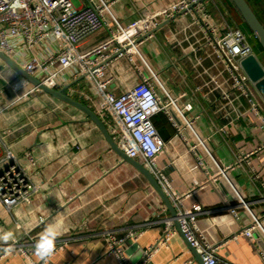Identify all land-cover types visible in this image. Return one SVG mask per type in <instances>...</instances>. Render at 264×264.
Here are the masks:
<instances>
[{
    "label": "crops",
    "instance_id": "obj_1",
    "mask_svg": "<svg viewBox=\"0 0 264 264\" xmlns=\"http://www.w3.org/2000/svg\"><path fill=\"white\" fill-rule=\"evenodd\" d=\"M170 1L114 0L113 10L118 18L129 22ZM205 1L210 14H201V18L218 34L229 27L242 29L264 63L263 48L232 0ZM247 1L264 23V0ZM76 3L84 6L87 2ZM105 37V31L96 32L79 47L90 49ZM204 40L201 19L181 13L164 20L155 28V35L140 45L164 87L176 97L178 107L169 106L168 113L182 128V136H176V128L165 112L153 118L167 142L158 165L179 191L197 186L196 196L186 198L184 206L198 200L207 209L197 221L219 257L235 264H264V230L254 228L252 237L242 234L253 219L251 213L236 207L235 214L223 207L237 204L235 190L221 176L202 185L209 174L218 171V164L233 166L240 155L248 154L229 169L228 175L239 193L252 203L253 211L264 217L262 116L246 95L232 86L225 59L215 47L204 46ZM107 73L114 76L111 89L116 93L138 81L127 58L114 59ZM10 80L17 84L11 85ZM19 80L20 75L0 58V154L4 152L3 142L16 155L31 152V175L39 187L29 203L10 211L0 203V230L14 234L7 244L0 242V254L17 236L25 237L31 252L27 256L16 249L0 257V264H33L37 259L35 244L51 224L59 226L56 242L67 241L52 255L54 264H121L115 254L107 252L105 230L117 237L140 230L136 240L125 243L128 260L138 261L144 249L163 235L165 225L160 219L173 217L162 196L110 145L86 112L43 90L33 91L31 85L18 84ZM65 84L95 93L94 84L85 78L69 74ZM157 92L166 98L163 88ZM80 101L88 105L86 100ZM179 109L193 120L194 130L186 126ZM153 263L201 264L179 230L154 255Z\"/></svg>",
    "mask_w": 264,
    "mask_h": 264
},
{
    "label": "built area",
    "instance_id": "obj_2",
    "mask_svg": "<svg viewBox=\"0 0 264 264\" xmlns=\"http://www.w3.org/2000/svg\"><path fill=\"white\" fill-rule=\"evenodd\" d=\"M86 2L84 6H80L76 0H0V50L44 84L65 89L69 95L86 100L117 145L152 173L174 205L176 216L160 219L165 225L163 235L144 249L138 261L128 260L125 243L136 240L140 230L130 231L123 237H117L110 230H105L103 236L108 243L107 252L115 254L121 264H155L154 255L178 232L175 226L177 219L182 233L201 255L204 264H235L219 257L217 248L200 229L198 215L207 209L198 200L190 207L184 206L186 198L196 196L197 186L179 191L172 185L165 170L158 165L157 159L166 148L167 142L160 135L153 118L161 112L169 115V106L178 107L177 99L164 87L140 45L155 35V28L164 20L181 13L195 14L205 27L203 45H211L221 53L226 61L232 86L242 91L251 106L261 114L264 127V98L242 66L245 57L255 54L248 35L236 27H229L226 32L218 34L200 16L210 14L205 0H171L170 3L158 5L129 22L116 16L113 10L114 0ZM102 30L106 32L103 40L90 49H80L82 41ZM117 58H127L138 75L137 83L120 93L111 89L114 76L107 73L113 60ZM69 74L93 83L95 93L65 84ZM19 83L31 85L21 76ZM159 88L164 89L167 95L165 99L159 96ZM32 90L40 89L32 86ZM179 111L186 126L194 130L193 120L186 118L180 109ZM169 119L176 128L175 135L182 136V128L176 125L170 115ZM2 138L0 131V140ZM198 139L210 154L204 141L199 137ZM3 145L4 152L0 154V203L10 211L16 205L29 203L39 186L31 175L34 166L31 152L16 155L5 142ZM248 156L240 155L233 166L221 167L218 164V171L209 174L207 181H202V185L209 181L215 182L219 176L227 180L228 185L237 193L238 201L236 205L227 203L223 207L235 214L236 207H243L251 213L253 219L241 233L252 237L254 228L260 227L264 230V217L253 211L252 203L245 200L228 175L230 168L233 169ZM26 241L25 237L17 236L5 248H11V252L20 249L27 256H31ZM66 243V240L56 242L54 253ZM7 254L9 252L1 250L0 257ZM51 257L46 261L37 257L33 264H54Z\"/></svg>",
    "mask_w": 264,
    "mask_h": 264
},
{
    "label": "water",
    "instance_id": "obj_3",
    "mask_svg": "<svg viewBox=\"0 0 264 264\" xmlns=\"http://www.w3.org/2000/svg\"><path fill=\"white\" fill-rule=\"evenodd\" d=\"M232 2L235 4L241 15L243 16L245 22L249 26V28L254 33L255 37L257 38L259 44L264 50V23L259 19V17L256 15L255 11L249 4L247 0H232ZM168 21L164 22L166 24ZM0 58H2L11 68H13L21 77L25 78L32 86L37 87L40 90H43L71 105H74L84 112H86L90 118L97 123V125L102 130L103 134L105 135L106 139L110 143V145L119 152L122 157L132 163L135 167H137L151 182L153 187L157 190V192L162 196L163 200L169 207V209L172 212L173 217L176 216V209L174 205L171 203L169 197L165 194L163 188L160 186V184L157 182V180L154 178L152 173L140 162H138L136 159L130 157L126 152H124L117 143L113 140L112 136L110 135L109 130L106 128V126L103 124V122L100 120L98 115L95 113L93 109H91L87 104L83 103L82 101L74 98L73 96L69 95L65 92V89H56L53 87H50L43 82H41L38 78L33 76L32 74L28 73L24 68L18 64L13 58L8 56L6 53H4L2 50H0ZM242 66L247 72V74L250 76L253 82H255L257 89L259 90L260 94L264 98V66L259 57L256 54H250L247 57H245L242 60ZM175 226L179 230L180 233H182L178 220L175 219ZM189 246L197 256V259L201 264L203 263L201 255L197 252V250L192 247L189 243Z\"/></svg>",
    "mask_w": 264,
    "mask_h": 264
},
{
    "label": "clouds",
    "instance_id": "obj_4",
    "mask_svg": "<svg viewBox=\"0 0 264 264\" xmlns=\"http://www.w3.org/2000/svg\"><path fill=\"white\" fill-rule=\"evenodd\" d=\"M60 235L59 226L51 224L45 228L40 234V237L35 244V254L40 260H45L52 256L55 250V242L57 237ZM14 238L12 231L0 230V242L7 244ZM5 252H11V248L3 249Z\"/></svg>",
    "mask_w": 264,
    "mask_h": 264
},
{
    "label": "rangeland",
    "instance_id": "obj_5",
    "mask_svg": "<svg viewBox=\"0 0 264 264\" xmlns=\"http://www.w3.org/2000/svg\"><path fill=\"white\" fill-rule=\"evenodd\" d=\"M10 82H11V85H13V84H14V85L17 84V82L14 81V80H13V81L10 80ZM18 90H19V89H18ZM21 90H22V89H20L19 91L22 92Z\"/></svg>",
    "mask_w": 264,
    "mask_h": 264
}]
</instances>
